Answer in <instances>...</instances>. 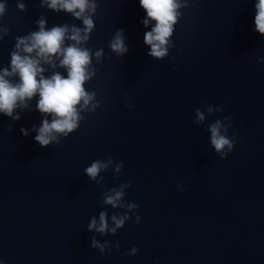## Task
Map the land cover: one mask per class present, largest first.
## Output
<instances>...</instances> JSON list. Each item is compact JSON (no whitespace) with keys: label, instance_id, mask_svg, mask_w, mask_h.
Masks as SVG:
<instances>
[{"label":"water","instance_id":"1","mask_svg":"<svg viewBox=\"0 0 264 264\" xmlns=\"http://www.w3.org/2000/svg\"><path fill=\"white\" fill-rule=\"evenodd\" d=\"M257 2L190 0L175 25L174 47L157 61L144 44L155 22L143 26L139 0H97L86 47L103 48L104 57L99 65L93 59L97 74L85 89L100 107L82 113L77 131L59 145L44 148L31 132L42 123L38 96L19 121L0 113V264H264V36L254 30ZM0 3V27L10 29L0 41V68L9 67L16 37L39 30L41 16L48 29L82 27L70 14L42 8L41 0ZM121 29L129 51L117 57L109 43ZM208 106L223 110L208 116ZM196 109L205 112L202 125ZM226 116L235 146L221 159L208 128ZM109 156L123 162L122 172L101 173L97 186L84 170ZM128 182L124 200L139 206V224L133 216L115 236L88 232L100 211L124 213L103 206L102 196ZM94 235L109 243L110 254L91 247ZM133 247L137 254L127 255Z\"/></svg>","mask_w":264,"mask_h":264},{"label":"clouds","instance_id":"2","mask_svg":"<svg viewBox=\"0 0 264 264\" xmlns=\"http://www.w3.org/2000/svg\"><path fill=\"white\" fill-rule=\"evenodd\" d=\"M139 2L146 12V18L141 21L143 26L148 28L155 22V26L144 35V44L150 48L147 55L157 61L164 60L168 57L169 50L174 47L171 37L175 25L182 18L181 9H187L190 0H139ZM40 6L47 7L55 13L70 14L82 23V27L63 24L48 29L46 18L41 16L36 21L38 31L16 37L14 50L10 53L9 67L0 68V113L14 122L19 121L20 113L32 110L30 102L38 96L36 110L42 116V123L39 127L34 125L31 132L36 133L35 142L44 148L59 145L61 138H67L77 131L84 119L82 113H94L100 107L97 94L87 91L85 84L96 76L97 68L93 66V59L96 65L101 64L104 50L100 48L93 52L86 47L95 30L93 17L99 7L97 0H41ZM17 7L20 12L27 10L24 3H18ZM255 9L254 30L264 36V0H258ZM5 14L6 3H0V18ZM9 33V28L0 27V41ZM126 40L123 29L117 31L111 39L109 48L117 57L128 53ZM259 62L264 63V60ZM57 69L65 70L67 77L65 78ZM48 72L51 74L46 76ZM222 110V107L208 106L206 113L212 116ZM195 115L197 125L205 123L204 111L196 109ZM230 121L231 117L226 116L222 120H216L208 128L211 134V147L221 159H225L235 146V137L228 136V131L232 127ZM8 131H12L11 126ZM20 131L24 137L30 134L29 130L24 128ZM123 166V162L114 164L109 156L106 160L93 161L85 168L84 174L90 181L100 186L104 179L101 173L112 169L118 178ZM130 184L131 182L122 183L118 187L104 191L103 206H111L114 210L124 209V213L109 217L107 211H100L98 218L93 216L88 223V232H95L100 236L108 234L115 236L133 216L135 222L139 224L141 217L136 214L139 206L124 200ZM177 187L183 191L180 185ZM91 247L98 250L101 255L111 252L109 243L107 241L101 243L95 235L91 238ZM115 247L118 251L119 243ZM137 252L138 249L133 247L127 255L135 256Z\"/></svg>","mask_w":264,"mask_h":264}]
</instances>
